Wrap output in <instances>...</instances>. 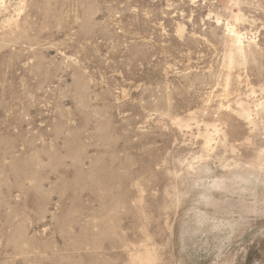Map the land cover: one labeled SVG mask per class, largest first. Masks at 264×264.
<instances>
[{
	"label": "rangeland",
	"instance_id": "1",
	"mask_svg": "<svg viewBox=\"0 0 264 264\" xmlns=\"http://www.w3.org/2000/svg\"><path fill=\"white\" fill-rule=\"evenodd\" d=\"M0 264H264V0H0Z\"/></svg>",
	"mask_w": 264,
	"mask_h": 264
}]
</instances>
